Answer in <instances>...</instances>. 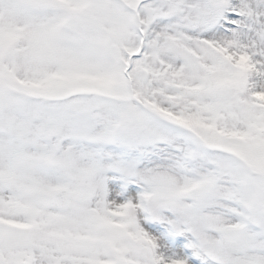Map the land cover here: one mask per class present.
<instances>
[{"label": "snow or ice", "instance_id": "snow-or-ice-1", "mask_svg": "<svg viewBox=\"0 0 264 264\" xmlns=\"http://www.w3.org/2000/svg\"><path fill=\"white\" fill-rule=\"evenodd\" d=\"M0 264H264V0H0Z\"/></svg>", "mask_w": 264, "mask_h": 264}]
</instances>
